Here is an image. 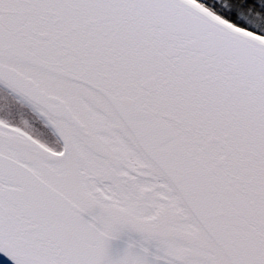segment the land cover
Listing matches in <instances>:
<instances>
[{
  "label": "snow or ice",
  "instance_id": "6c2138e0",
  "mask_svg": "<svg viewBox=\"0 0 264 264\" xmlns=\"http://www.w3.org/2000/svg\"><path fill=\"white\" fill-rule=\"evenodd\" d=\"M4 80L0 264H264V0H0Z\"/></svg>",
  "mask_w": 264,
  "mask_h": 264
},
{
  "label": "water",
  "instance_id": "95a60500",
  "mask_svg": "<svg viewBox=\"0 0 264 264\" xmlns=\"http://www.w3.org/2000/svg\"><path fill=\"white\" fill-rule=\"evenodd\" d=\"M0 89L8 93L20 104L28 108L47 127V129L56 139L57 146H60L59 137L62 135V125L58 119L53 118V111L51 106L44 104L29 91L15 85L11 81L4 80L0 82ZM3 124L4 122L0 121V125ZM26 138L29 139L32 143H37V141L33 140L30 136H27ZM37 146L42 150H46L41 144H38ZM115 247L116 246H114V250Z\"/></svg>",
  "mask_w": 264,
  "mask_h": 264
},
{
  "label": "trees",
  "instance_id": "16d2710c",
  "mask_svg": "<svg viewBox=\"0 0 264 264\" xmlns=\"http://www.w3.org/2000/svg\"><path fill=\"white\" fill-rule=\"evenodd\" d=\"M220 2L227 5V0H220ZM0 101L4 102L5 105V111L3 112L9 113L10 111H14L15 116L12 122L17 128L23 129L25 133L35 137L39 141L42 140L38 135H43L45 138L51 139L55 145H57L56 139L47 127L28 108L13 99L2 89H0ZM4 116L8 117V114H4ZM0 120L4 122L5 117Z\"/></svg>",
  "mask_w": 264,
  "mask_h": 264
},
{
  "label": "rangeland",
  "instance_id": "374dc122",
  "mask_svg": "<svg viewBox=\"0 0 264 264\" xmlns=\"http://www.w3.org/2000/svg\"><path fill=\"white\" fill-rule=\"evenodd\" d=\"M4 102H2V101H0V113H3V114H7V113H5V112H3V111H5V108H4ZM5 117V120L7 119V117L6 116H4ZM36 135H38V134H36ZM28 136H30V135H28ZM39 137H40V139L42 140V142H43V144H49V145H51V147H53V148H56L57 147V145H55V143L51 140V139H47V138H45L43 135H38ZM30 137H32V136H30ZM36 141H39V140H37V139H35ZM43 144H41L42 146H43Z\"/></svg>",
  "mask_w": 264,
  "mask_h": 264
},
{
  "label": "bare ground",
  "instance_id": "6f19581e",
  "mask_svg": "<svg viewBox=\"0 0 264 264\" xmlns=\"http://www.w3.org/2000/svg\"><path fill=\"white\" fill-rule=\"evenodd\" d=\"M9 111V110H8ZM8 114V113H7ZM1 121V120H0ZM3 122V121H2Z\"/></svg>",
  "mask_w": 264,
  "mask_h": 264
}]
</instances>
